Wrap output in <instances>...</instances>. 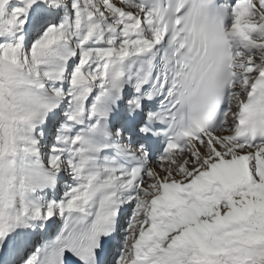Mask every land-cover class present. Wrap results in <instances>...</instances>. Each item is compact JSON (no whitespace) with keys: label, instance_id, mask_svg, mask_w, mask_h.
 Listing matches in <instances>:
<instances>
[{"label":"snow or ice","instance_id":"1","mask_svg":"<svg viewBox=\"0 0 264 264\" xmlns=\"http://www.w3.org/2000/svg\"><path fill=\"white\" fill-rule=\"evenodd\" d=\"M0 264H264V0H0Z\"/></svg>","mask_w":264,"mask_h":264}]
</instances>
